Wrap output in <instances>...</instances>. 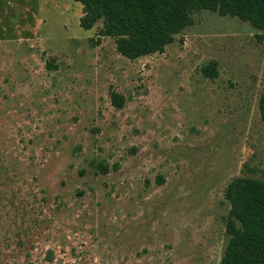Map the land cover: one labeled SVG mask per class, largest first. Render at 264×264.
<instances>
[{"label":"rangeland","instance_id":"obj_1","mask_svg":"<svg viewBox=\"0 0 264 264\" xmlns=\"http://www.w3.org/2000/svg\"><path fill=\"white\" fill-rule=\"evenodd\" d=\"M82 14L0 0V264H220L227 184L264 178V33L193 11L129 58Z\"/></svg>","mask_w":264,"mask_h":264},{"label":"trees","instance_id":"obj_2","mask_svg":"<svg viewBox=\"0 0 264 264\" xmlns=\"http://www.w3.org/2000/svg\"><path fill=\"white\" fill-rule=\"evenodd\" d=\"M74 1L82 4L80 25L90 29L101 23L100 34L114 37L119 52L129 58L163 52L178 33L193 24V11L236 16L264 33V0ZM202 72L217 77V61L203 65ZM112 99L123 104V97L115 92ZM259 110L264 122V90ZM224 193L230 203L226 218L229 239L220 264H264V178L234 177Z\"/></svg>","mask_w":264,"mask_h":264}]
</instances>
